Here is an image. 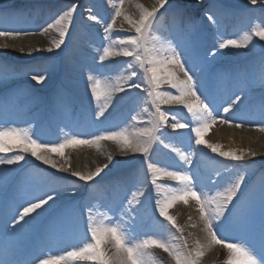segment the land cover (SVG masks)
Masks as SVG:
<instances>
[{
  "label": "bare ground",
  "instance_id": "bare-ground-1",
  "mask_svg": "<svg viewBox=\"0 0 264 264\" xmlns=\"http://www.w3.org/2000/svg\"><path fill=\"white\" fill-rule=\"evenodd\" d=\"M127 1L123 0L121 5V0H0V30L36 33L0 37V44L7 45L0 48V68L5 64L12 66L8 73L3 74L0 70V81L10 79L11 84L0 89V131L15 129L27 134L37 143L48 144L62 143L74 134L100 133L104 130L122 132L130 139L144 138L141 133L151 130V121L154 120L150 115L154 108L150 107V101L146 103L143 100L147 94L140 89H132L131 92L116 91L117 87L127 88L131 83L124 71L127 65L121 63L131 58L109 55L104 57L103 61L99 59L103 47L110 46L115 52L121 47V38L136 35L135 28L125 17L135 22L142 17L145 9L159 7L158 0H132L134 7L126 9ZM169 4L171 8L168 7ZM73 5L75 11L65 25L67 36L64 44L57 50L54 42L59 39V34L56 30L43 32L45 23L48 19L56 17L57 13L59 16L63 15ZM174 5L180 6L172 8ZM117 8L121 11L118 17L114 15ZM27 9L30 11L27 12ZM160 13L164 15L161 16ZM206 13L212 15L216 23L209 21ZM89 16H95L97 19H89ZM157 16L159 20L153 30L146 34L148 52L143 53L145 57L163 59L171 56L176 47L172 37L176 35L178 26L183 25L186 32H195L201 59L209 56V90L220 89V94L212 92L217 104H224L239 86L247 85L248 99L237 106L240 111L236 113V119H244L243 125L236 127L235 123H221L218 119L203 134V139L207 143L219 145L222 151H234L243 155V165L253 167L254 175L263 176L261 180L264 179V131L261 130L264 127V118L259 111L261 102L264 101V94L261 95L264 87L258 82L261 68L257 71L256 67L259 64L264 66V40L255 35L257 31L264 30V0H257L255 5L251 4V0H168V4L160 9ZM187 16L192 17L196 27H190ZM37 17L40 21L36 26L29 20H37ZM112 19H115L114 25H111ZM20 23L23 25L11 29L13 24ZM106 24L111 25L108 32L105 31ZM224 39H236L242 44L247 42L248 46L230 47L218 51L215 57L210 56L209 51ZM49 47L53 48L52 52L47 51ZM223 54L225 56H222ZM199 62L198 60L197 63ZM93 67H96L94 72L91 70ZM168 70L184 79L183 73L175 65H169ZM41 73L46 76L43 83L31 79L32 74ZM87 74L92 75V81L86 78ZM133 79L139 80L140 76L137 75ZM253 79L257 82L252 83ZM97 81L101 91L99 102L90 96L91 86ZM109 85L111 94L107 95ZM79 89L82 95L78 97ZM160 90L175 91L167 84ZM24 91H30L31 96L25 97ZM58 98L69 102L64 111L69 108L74 110L73 113H67H71L73 124H77L79 129L73 128L72 132L65 129L68 124L61 115L63 112L57 107ZM186 99L192 101L194 98ZM30 106V111L23 115ZM101 107L105 109L104 117L96 119L94 111L98 113ZM161 110L174 112L181 121L193 120L179 104H162ZM235 111L233 109V112ZM232 114L230 112L227 115ZM47 123L52 126L48 127ZM86 125L91 128L90 131L85 129ZM170 125L171 120L168 125L152 132L155 139L150 149V158L156 166L169 171L187 170L193 181L210 196L215 195L217 191H224L223 185L228 174L226 168L230 166L227 163L237 166L239 164L230 158L212 153L204 145L196 146L194 141H187V137L179 135L185 130H173ZM162 133L167 135L162 136ZM161 139L164 143L160 142ZM4 143L13 151L0 152V158L24 155L25 159L14 165L0 166V169H3L0 171L2 216L13 207L16 208V216L17 209L22 211V206H25L32 194L40 188H55L61 195L57 198L54 208L37 220L32 217L43 212L48 205L26 217L30 223L23 228L15 225L16 232L12 231L15 217H7L8 223L0 228V259H12L20 261L21 264H40V258L44 256L48 264H97L96 261L82 256L67 257V251L84 246L87 239L84 220L89 215L93 226H119L133 242L149 238L159 239L166 242L173 251L181 249L184 241L176 238L181 236V233L154 211L153 204L157 197L164 199L172 190L183 189L185 185L162 177L157 181L159 188L149 187L151 174H146L144 157L131 151L126 154L122 152V141L103 140L98 145H72L65 148L62 155L37 150L39 154L48 155L58 166L68 168V172H59L36 160L31 156L30 150L21 152L20 149L24 145L13 137H5ZM164 144H169L170 147L166 148ZM156 145L160 148L154 151ZM171 148H181V153L192 161L191 165L185 164L183 155H177ZM106 163L111 171L104 169L101 176L95 177L88 184L75 182L77 178L70 174L72 171L87 174L95 171L97 167L103 168ZM217 166L220 169H216ZM98 180L101 181L100 184L96 183ZM89 184L93 187H89ZM90 191H93V194H87ZM105 206L109 211L105 210ZM198 207L195 199L190 197L187 203L177 201L168 210L177 227L183 229L182 236L187 241L188 250L195 254L199 249L203 253L198 258V264H232L234 253L228 249V257L221 254L216 256L214 244L207 235ZM130 209L134 222L129 220ZM137 209L138 214L135 211ZM58 217H63L64 223L57 229L53 239L50 238L48 229ZM219 235L227 237L228 241L242 239L239 230L229 232L228 228ZM241 241L247 242V237ZM27 246L36 248L32 254L21 260L19 254L24 252ZM101 250L110 259L115 257L117 264L119 258L125 256L122 251L117 253L111 237L101 245ZM53 252L65 255L66 259L51 258ZM145 260L146 264H175L168 252L155 245L146 250Z\"/></svg>",
  "mask_w": 264,
  "mask_h": 264
},
{
  "label": "snow or ice",
  "instance_id": "snow-or-ice-1",
  "mask_svg": "<svg viewBox=\"0 0 264 264\" xmlns=\"http://www.w3.org/2000/svg\"><path fill=\"white\" fill-rule=\"evenodd\" d=\"M123 0H121L122 5ZM257 0H251V4L255 5ZM168 4V0H158L159 7H154L151 10L145 9L142 17L138 21H131L128 17L129 24L135 28L136 35L127 36L121 38L119 44L120 49L113 52L111 47H103L102 55L99 57L103 61L104 57L109 55L123 56L131 58L121 63L126 64L124 69L125 73L131 83L128 87H117L116 91L119 92H131L132 89H140L141 92L147 95L143 97L144 102L150 101V107L154 108V111L150 113L154 120L153 128L141 135L143 139H130L122 132L116 130H104L100 133H84L81 135H72L62 143L48 144L37 143L36 140L31 139L27 134L18 130L11 129L0 131V152H11L12 148L8 147L4 143L5 137H13L20 141L24 147H21V152L31 151V156L36 160L41 161L45 165H50L51 168L56 169L59 172H68L69 169L54 162L48 155H42L38 153V149H42L45 153H59L63 154V150L72 145H85V144H99L103 140H120L123 143L122 152L125 154L128 151L133 153H139L144 157V163L146 165V174H151V180L149 181V187L155 186L157 188L160 185L157 183L158 179L162 177H168L174 181L181 182L185 185L183 189H174L164 199L157 197L153 204L154 211H157L160 217H163L165 221L169 222L172 227H176L177 231L181 233V236L176 237L178 240H183L184 243L180 250L173 251V249L166 243L159 239H144L139 242H133L129 239L128 234L121 230L119 226H108L98 228L92 225L91 215L84 220V229L86 234V241L84 246L77 248L76 250L67 251V257L82 256L86 259L96 261L97 264H117L116 258L110 259L104 251L101 250V245L107 241L109 237L112 238L117 253L123 252L124 257L119 258L118 264H146L145 256L146 250L155 245L165 252H168L172 256L175 264H198V258L203 253L197 249L193 254L187 248V241L182 236L183 229H180L176 225V221L173 216L169 215V208L177 201L188 202V199L194 198L198 207V211L201 215V219L204 222V227L207 235L214 244H220L226 247L230 252L234 253L232 264H264V184L261 186L259 198L251 197L247 201L243 200V193L240 192L241 185L244 183L243 175L237 177L234 183L224 191H217L215 195L210 196L204 192L202 187L198 186L197 182H194L192 175L187 170H174L169 171L166 168H158L156 164L150 158V149L155 139L152 136V132L168 125L171 120L170 127L173 130H185L179 133L181 137H187L190 142L194 141L196 146L204 145L210 149L212 153L218 154L220 157L230 158L232 161L237 162L240 166H243L244 156L239 155L234 151H222L219 145L207 143L203 139V134L213 126L219 119L221 123L232 124L235 123L236 127H241L244 123V119H236V113L240 111L238 105H242V101L248 99L247 85L239 86L237 91L229 97V100L224 104H217L215 95L209 90L211 83V76L207 72L208 65L211 63L207 56L201 59L199 51V43L196 38L195 32L185 31L183 25L178 26L177 33L172 39L176 42V47L172 50L171 56L167 58L145 57L143 53L148 52L146 47V34L151 32L159 20L157 13L161 8H164ZM171 8V5H168ZM75 11V5L71 6L67 12L55 19L53 22L47 25L43 29V32H47L49 29H54L59 34V39L54 42L55 49L59 50L64 44L66 32V22L70 18L72 12ZM167 11V9H165ZM116 17L121 15L119 8L115 11ZM161 16L164 13H160ZM207 15V19L216 23V20L212 15ZM89 19L96 20L95 16H89ZM99 23V21H97ZM115 24V19L111 20V25ZM111 25H105V31H110ZM35 35V32H16L8 30H0V37L18 36V35ZM260 40H264V30L257 31L255 33ZM251 39V36L248 38ZM248 43H240L236 39H224L215 45L214 49L209 51V55L215 57L217 52L228 48H241L247 47ZM7 47L6 44H0V48ZM178 49V51H177ZM48 52H52L53 48L49 47ZM200 61L197 63V61ZM169 65H175L180 72L183 73L184 79H180L173 71H169ZM103 75V73H101ZM137 75L140 76L139 80L133 79ZM31 79L37 83H43L46 76L41 73L39 75L32 74ZM88 79H91L89 77ZM255 79L252 83H256ZM261 87H264V66L261 67L259 74V80ZM87 83V81H86ZM169 85L174 92L161 91L163 85ZM107 95L111 94V86L107 88ZM90 96L99 102L101 99L100 83L95 82L91 86ZM187 97L194 98L192 101L187 100ZM123 99V97H122ZM179 104L183 109L191 115L193 120L185 119L183 121L177 119V116L172 111H162V104ZM215 105V106H213ZM69 106V102L58 98L57 107L61 110H66ZM233 109L236 111L233 112ZM104 107H101L97 112L94 111L96 119L104 117ZM147 111V110H145ZM261 117L264 118V101L261 102L259 108ZM232 112V116L227 115ZM223 113L224 115H220ZM195 121L196 123H194ZM103 123V121H101ZM264 131V127L261 128ZM162 136L167 135L162 133ZM175 139V137H173ZM161 143L164 141L161 139ZM191 146V143H190ZM164 147H170L169 144H164ZM172 151L177 152V155H183L176 148H171ZM24 155H15L11 157L0 158V166L14 165L18 162L24 161ZM184 163L191 165L192 161L188 156L183 155ZM111 161V157H109ZM120 161H117L119 163ZM114 166V165H113ZM104 169L109 168V164H104L103 168L97 167L95 171L82 174L79 171H72L70 174L76 177L75 182H85L88 184L93 181L95 177L101 176ZM3 171V169H0ZM8 171H14V169H8ZM105 176L107 173H104ZM103 180V177H101ZM74 182V183H75ZM101 181H96L100 184ZM89 187L93 185L89 184ZM240 193V198H237V193ZM61 195L55 188L44 189L40 188L36 193H33L30 201L22 206V211L17 209L15 216V224L12 225V231L16 232L15 225H20L23 228L24 225L30 223L26 217H29L31 213L36 212L37 209L43 208L44 205H48L44 208L43 212L37 213L32 217L33 220H37L43 216L50 209L54 208L57 198ZM144 195V193H141ZM233 200L236 202L233 203ZM52 203H49V202ZM231 205V208L229 207ZM90 211V210H89ZM138 214L139 209L135 210ZM257 211L259 214V221L257 222ZM132 210H129V220L134 222V217L131 215ZM64 223L63 217H58L48 229L50 238H55L57 229ZM227 228H235L244 233L256 234L259 236L262 250L257 252L255 248L247 244L245 241L233 240L228 242L227 237L219 235ZM51 258L56 260H65V255L53 252ZM0 264H21L20 261L12 259H0ZM40 264H48L47 259L44 256L40 258Z\"/></svg>",
  "mask_w": 264,
  "mask_h": 264
},
{
  "label": "rangeland",
  "instance_id": "rangeland-1",
  "mask_svg": "<svg viewBox=\"0 0 264 264\" xmlns=\"http://www.w3.org/2000/svg\"><path fill=\"white\" fill-rule=\"evenodd\" d=\"M127 2H128V4L125 6L126 9L134 7V5L131 3L132 0H128ZM118 3H120V1H118ZM179 6L180 5H174L172 8H177ZM187 17H189L192 21L191 16H187ZM191 27H193V25ZM195 27H196V24H195ZM222 56H225V54H223ZM210 91L214 92L216 94H220V89H210ZM262 94H264V91H262L261 95ZM228 100H229V98L227 99V101ZM187 141H189V140L187 139ZM227 164H229L230 166L228 168H226V169H228V174H226V179L224 181L225 183L223 185L224 188L226 189V188L230 187L231 184L235 182V180L237 179L238 176L243 175L244 183L241 185V188H240V192H242L244 194L243 200L247 201L251 197H256L258 200L259 194L261 191V186H262V184H264V179L261 180V178L263 176L254 175V171H252L253 167H251L249 165L237 166V165H231V163H227ZM216 169H220V167L217 166ZM237 196L240 197L239 192L237 193ZM235 202L236 201L233 200V203H235ZM229 207H231V205H229ZM258 221H259V214L257 211V222ZM202 222H203V220H202ZM203 224H204V222H203ZM228 229H229V232H235L237 230L235 228H228ZM239 233L241 234L243 240L245 237H247V244H249L253 248H255L257 252L262 250L261 241H260V238L258 235L251 234V233H244L241 231H239ZM234 235H235V233H234ZM228 242H231V241H228ZM214 249L216 251V256L221 254L224 257H228L227 248L224 247L223 245L214 244Z\"/></svg>",
  "mask_w": 264,
  "mask_h": 264
}]
</instances>
